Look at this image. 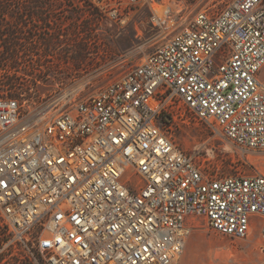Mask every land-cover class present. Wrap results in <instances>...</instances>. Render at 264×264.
I'll use <instances>...</instances> for the list:
<instances>
[{
	"label": "built area",
	"instance_id": "1",
	"mask_svg": "<svg viewBox=\"0 0 264 264\" xmlns=\"http://www.w3.org/2000/svg\"><path fill=\"white\" fill-rule=\"evenodd\" d=\"M10 3L0 264H180L196 218L264 253V172L224 170L210 144L188 150L174 135L190 113L264 150V0ZM144 9L162 41L85 92L79 73L94 67L81 57Z\"/></svg>",
	"mask_w": 264,
	"mask_h": 264
},
{
	"label": "rangeland",
	"instance_id": "2",
	"mask_svg": "<svg viewBox=\"0 0 264 264\" xmlns=\"http://www.w3.org/2000/svg\"><path fill=\"white\" fill-rule=\"evenodd\" d=\"M2 13L0 9V16ZM148 15L149 11L144 9L127 25H110L99 38L96 37L94 54L81 57L85 64L94 67L79 73L80 80L91 81L85 92L96 91L139 62L144 54L162 41L161 35L149 26ZM187 115V120L177 118L174 127L175 139L183 148L190 150L210 144L222 169L239 167L247 173L264 172V150L240 147L190 113ZM214 132L215 135H212ZM195 222L180 264H264V253L257 250L256 243L232 240L211 228L203 218H196Z\"/></svg>",
	"mask_w": 264,
	"mask_h": 264
},
{
	"label": "flooded vegetation",
	"instance_id": "3",
	"mask_svg": "<svg viewBox=\"0 0 264 264\" xmlns=\"http://www.w3.org/2000/svg\"><path fill=\"white\" fill-rule=\"evenodd\" d=\"M10 7H11L10 1H0V9L2 11H9ZM1 17H4V16L1 15L0 18Z\"/></svg>",
	"mask_w": 264,
	"mask_h": 264
},
{
	"label": "trees",
	"instance_id": "4",
	"mask_svg": "<svg viewBox=\"0 0 264 264\" xmlns=\"http://www.w3.org/2000/svg\"><path fill=\"white\" fill-rule=\"evenodd\" d=\"M0 1H43V0H0Z\"/></svg>",
	"mask_w": 264,
	"mask_h": 264
}]
</instances>
